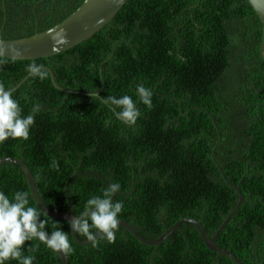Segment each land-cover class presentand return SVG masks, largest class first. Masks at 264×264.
Here are the masks:
<instances>
[{
    "label": "trees",
    "instance_id": "trees-1",
    "mask_svg": "<svg viewBox=\"0 0 264 264\" xmlns=\"http://www.w3.org/2000/svg\"><path fill=\"white\" fill-rule=\"evenodd\" d=\"M83 1L0 0V38L46 30ZM261 43L262 22L249 0H127L100 31L66 51L32 59L0 57V83L11 89L28 74V64L50 68L44 80L30 75L13 91L24 115L36 104L41 108L28 140L9 138L0 144V157L22 158L42 202L76 215L115 180L106 167L123 156L106 148L104 135L123 136V145L134 144L137 155L149 147L153 158L140 171L139 158L134 161L133 194L119 191L114 197L124 202L119 219L153 240L191 216L212 237L238 202V186L244 199L216 244L243 264H264ZM138 84L153 92L150 108L139 101ZM125 94L141 112L134 126L119 121L103 103V97ZM192 125L198 130L189 133ZM127 132L131 139H125ZM143 138L147 143H138ZM0 190L31 193L18 164H0ZM49 219L71 231L68 220ZM69 238V264H238L208 248L191 222L160 245L142 243L120 224L112 243L98 237L95 244L80 245L71 233ZM30 244L39 246L34 251L26 246L23 254L33 255L34 264H61L58 252L39 241H26Z\"/></svg>",
    "mask_w": 264,
    "mask_h": 264
},
{
    "label": "clouds",
    "instance_id": "clouds-1",
    "mask_svg": "<svg viewBox=\"0 0 264 264\" xmlns=\"http://www.w3.org/2000/svg\"><path fill=\"white\" fill-rule=\"evenodd\" d=\"M47 34L53 42V51L69 42L66 30L59 26L50 27ZM13 51L20 54L19 49L14 48ZM26 71L40 80L48 76V69L36 62L28 64ZM135 92L140 102L149 108L152 106L153 92L149 88L138 84ZM102 99L125 125L134 126L141 116L137 102L130 95H109ZM40 108L36 104L31 113L24 115L13 90L0 83V144L9 138L27 141L35 123V114ZM53 166H56L55 162ZM120 188L118 182H113L103 189L102 195L88 198L83 211L68 221L71 231H65L59 221L50 220L41 203L37 206L29 191L17 190L9 194L0 190V264H6L9 260H17L19 264H34L35 257L24 255V249L27 246L34 251L39 245H26V241H39L53 252L65 255L73 251L70 233L84 236L93 244L97 237L109 243L114 242L120 224L119 216L124 207L123 201L114 199Z\"/></svg>",
    "mask_w": 264,
    "mask_h": 264
},
{
    "label": "water",
    "instance_id": "water-1",
    "mask_svg": "<svg viewBox=\"0 0 264 264\" xmlns=\"http://www.w3.org/2000/svg\"><path fill=\"white\" fill-rule=\"evenodd\" d=\"M126 1L127 0H84L80 4V6H78L69 16H67L65 19L55 24L54 26H52V27L59 26L60 28L65 29L67 32L69 42L66 45L62 46L59 50L53 51L52 49L53 42L49 37V35L47 34L49 29L48 28L46 30L22 38H17V39L0 38V57H8L14 59H32L39 57H48L66 51L71 47L89 39L95 33L100 31L119 12V10L126 3ZM249 2L262 22L261 51H262V57L264 59V0H249ZM14 48L19 49L20 54H16L13 51ZM46 68L50 70L49 67ZM29 76L30 74L28 73L12 90L14 91L17 88H19L20 85L24 81H26ZM51 80L53 84L59 88L52 72H51ZM66 91L69 92V90ZM81 93L86 95L88 94L85 92H81ZM218 138H219L218 140L219 143L221 140L220 132H218ZM215 148L216 145L212 151L213 156H214ZM213 159L220 168L219 164L217 163L214 157ZM5 162L16 163L23 169L28 179L29 187L34 201L37 202V205L41 203L40 206L43 208L44 211L48 213L49 216L60 219H66L68 221L75 216L74 213L72 212L56 211L50 209L42 202V200L39 197L32 172L22 158L15 156L0 157V164ZM235 188L239 192V200L236 203V205L233 207V209L229 212V214L227 215V217L225 218V220L223 221V223L221 224L215 235H213L212 237H209L204 231L200 222L191 216L182 217L181 219L176 221L172 226L167 228L164 231V233H162L158 238L153 240L147 239L145 236L139 233L131 224H129L123 219H119L120 225L127 228L135 236V238L141 241L142 243L148 245H160L164 242L166 237L175 229H177L182 223L191 222L197 227L198 231L200 232L208 248L225 253L230 257H232L238 264H243L234 253H232L227 249L221 248L216 244V240L220 235L221 231L223 230L227 222L230 220V218L238 209V207L240 206V204L244 199V195L241 192L240 188L238 186H235ZM72 237L80 245H88L91 243L86 239L85 240L81 239L78 235L72 234ZM58 254L61 259V264H69L68 254L65 255L61 252H58Z\"/></svg>",
    "mask_w": 264,
    "mask_h": 264
},
{
    "label": "flooded vegetation",
    "instance_id": "flooded-vegetation-1",
    "mask_svg": "<svg viewBox=\"0 0 264 264\" xmlns=\"http://www.w3.org/2000/svg\"><path fill=\"white\" fill-rule=\"evenodd\" d=\"M112 120V118H108L106 121V124L110 123ZM167 127V124H166ZM187 131L190 133V131L195 132L196 130H198V128L194 125H192L189 128H186ZM112 133L109 134H105L104 135V142L106 145V148L109 149L110 147L113 148L115 150V153L118 155H122L123 157H116L115 161H112V166H107L106 168L109 170V172L114 174L115 180L114 182H118L120 184V182H122L123 184L121 185L120 191L125 192L127 195H132L134 192V186H135V182L138 180V177H136L135 172L133 171L134 169V161L137 160V158H139V163H140V169H143L144 167L148 166V162L150 160H152L153 158V154L150 152V148L149 147H144V149H142L141 153L139 155H137L136 153V147L134 146V144L131 143H126V144H122V137L120 135H114L111 139ZM125 139H131V135L128 134L124 136ZM147 143V139H142V141H139L138 143ZM114 143V147L111 146ZM105 159V158H103ZM101 160V162H105V160ZM110 161V160H109ZM111 162V161H110ZM128 166H130L128 168ZM103 167V166H102ZM102 167H99V169H101ZM128 172H133L132 176H129ZM93 173V172H92ZM104 174L106 173L105 171L103 172ZM49 175H46L45 177H47ZM44 177V178H45ZM50 177V176H49ZM130 187V189L127 190H123L122 188L124 187Z\"/></svg>",
    "mask_w": 264,
    "mask_h": 264
}]
</instances>
